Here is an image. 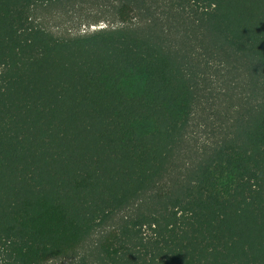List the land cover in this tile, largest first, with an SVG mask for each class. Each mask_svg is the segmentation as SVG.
<instances>
[{
  "label": "trees",
  "instance_id": "trees-1",
  "mask_svg": "<svg viewBox=\"0 0 264 264\" xmlns=\"http://www.w3.org/2000/svg\"><path fill=\"white\" fill-rule=\"evenodd\" d=\"M63 1L0 0V264H264V0H79L123 24L57 36ZM218 80L220 140L160 192Z\"/></svg>",
  "mask_w": 264,
  "mask_h": 264
},
{
  "label": "rangeland",
  "instance_id": "rangeland-1",
  "mask_svg": "<svg viewBox=\"0 0 264 264\" xmlns=\"http://www.w3.org/2000/svg\"><path fill=\"white\" fill-rule=\"evenodd\" d=\"M36 21L49 29L57 36L79 35L92 32L100 28L121 26L123 23L116 14V8L109 4L105 7H97L87 1H63L36 9ZM96 16H101L99 21ZM141 19H134V24L145 25ZM215 79V78H213ZM214 91L208 101H202L196 108L185 140L178 148L174 161L172 162L169 175L158 184L160 192L169 191L176 178H183L204 155L209 147L220 140L221 129V81H215ZM161 189V190H160ZM122 212L117 217L123 216ZM105 231L103 229L95 233L85 244L88 248L91 243L97 242ZM83 251L81 250L80 253ZM74 259L63 258L55 260L53 264H72Z\"/></svg>",
  "mask_w": 264,
  "mask_h": 264
}]
</instances>
